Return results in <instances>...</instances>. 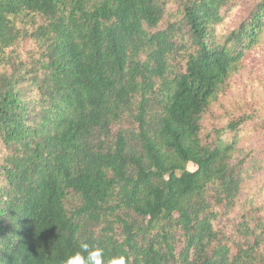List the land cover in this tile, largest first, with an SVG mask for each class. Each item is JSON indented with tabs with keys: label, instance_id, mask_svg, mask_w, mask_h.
<instances>
[{
	"label": "trees",
	"instance_id": "16d2710c",
	"mask_svg": "<svg viewBox=\"0 0 264 264\" xmlns=\"http://www.w3.org/2000/svg\"><path fill=\"white\" fill-rule=\"evenodd\" d=\"M262 52L264 0H0V261L264 264V116L204 124Z\"/></svg>",
	"mask_w": 264,
	"mask_h": 264
},
{
	"label": "rangeland",
	"instance_id": "374dc122",
	"mask_svg": "<svg viewBox=\"0 0 264 264\" xmlns=\"http://www.w3.org/2000/svg\"><path fill=\"white\" fill-rule=\"evenodd\" d=\"M248 110L254 115L264 116V52L257 53L250 57L243 70L230 79V87L218 104H214L205 115L204 124L210 127L212 124L219 126L225 124L232 115L242 114ZM250 127L248 126V136H243L242 142L245 148L251 152L260 150L264 141L253 129V121L258 116L248 114ZM251 128V129H250ZM193 169V165H188ZM258 182L257 178L255 180Z\"/></svg>",
	"mask_w": 264,
	"mask_h": 264
},
{
	"label": "clouds",
	"instance_id": "9594fccd",
	"mask_svg": "<svg viewBox=\"0 0 264 264\" xmlns=\"http://www.w3.org/2000/svg\"><path fill=\"white\" fill-rule=\"evenodd\" d=\"M0 264H3V261H0ZM63 264H129V261L123 254L106 259L102 247L93 246L82 240L78 243L77 250L65 256Z\"/></svg>",
	"mask_w": 264,
	"mask_h": 264
}]
</instances>
